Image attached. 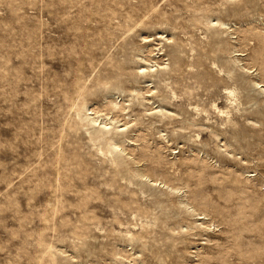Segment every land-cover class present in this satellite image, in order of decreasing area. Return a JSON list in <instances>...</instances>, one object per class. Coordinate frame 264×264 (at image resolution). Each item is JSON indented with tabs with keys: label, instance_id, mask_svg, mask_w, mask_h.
<instances>
[{
	"label": "rangeland",
	"instance_id": "1",
	"mask_svg": "<svg viewBox=\"0 0 264 264\" xmlns=\"http://www.w3.org/2000/svg\"><path fill=\"white\" fill-rule=\"evenodd\" d=\"M263 70L264 0H0V264H264Z\"/></svg>",
	"mask_w": 264,
	"mask_h": 264
},
{
	"label": "bare ground",
	"instance_id": "2",
	"mask_svg": "<svg viewBox=\"0 0 264 264\" xmlns=\"http://www.w3.org/2000/svg\"><path fill=\"white\" fill-rule=\"evenodd\" d=\"M262 77H263V79H264V70H263V74H262ZM261 87V86H260ZM96 120V119H95Z\"/></svg>",
	"mask_w": 264,
	"mask_h": 264
}]
</instances>
